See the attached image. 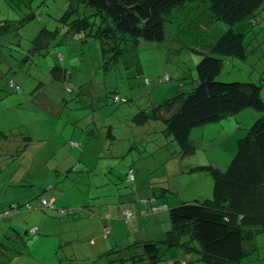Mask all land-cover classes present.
<instances>
[{
  "label": "rangeland",
  "instance_id": "1",
  "mask_svg": "<svg viewBox=\"0 0 264 264\" xmlns=\"http://www.w3.org/2000/svg\"><path fill=\"white\" fill-rule=\"evenodd\" d=\"M172 12L165 41L102 53L91 34L99 16L80 0H0V264H113L136 241L165 238L170 208L213 197L212 168H228L264 111L194 127L187 152L165 120L133 117L196 85L207 54L223 60L217 79L258 83L264 99V28L248 32L243 59L214 51L229 26L204 3ZM84 20L89 27L76 30ZM51 195L54 209L34 208ZM246 247L241 264H264V227ZM179 263L207 264L176 248L159 264Z\"/></svg>",
  "mask_w": 264,
  "mask_h": 264
},
{
  "label": "trees",
  "instance_id": "2",
  "mask_svg": "<svg viewBox=\"0 0 264 264\" xmlns=\"http://www.w3.org/2000/svg\"><path fill=\"white\" fill-rule=\"evenodd\" d=\"M80 1L92 7L94 14L99 16L98 22L92 24L91 34L100 42L103 53L125 50L129 42L137 44L141 39L165 41V23L170 21L172 11L179 10L187 2L194 0ZM196 1L205 4L207 11L212 13V20L229 26L216 39L214 51L244 59L252 42V39L247 40L248 32L253 28L257 31L264 28V0ZM237 24H244L245 28L234 30ZM89 25L84 20L76 25V30L88 28ZM222 63L223 60L217 55H205L196 66V85L189 90H181L158 106L139 110L133 121L141 125L153 119L165 120L166 131L187 152L191 148L190 135L194 127L220 121L247 107L264 111L261 85L248 81L217 79ZM65 77L66 73L61 72L60 78L63 80ZM164 78L162 81H165ZM11 81L20 87L10 79V88L16 87L11 85ZM116 96L119 95H115V99H119ZM163 110L170 112L165 119L161 114ZM129 169L134 171L132 167ZM212 171L215 183L211 199L201 202L183 201L170 208L171 228L166 232L165 238L136 241L132 245L134 248L125 256L111 262L159 264L164 252L176 248L196 252L199 259L205 260L207 264H241L248 253L247 241L253 240L255 234L264 227V115L255 121L245 136L238 139L237 153L228 168L225 171L212 168ZM13 205L14 203L10 204V207ZM156 206L154 210H158ZM34 208L54 209L55 201L50 197L44 198ZM60 212L65 211L62 208ZM0 246L4 250L8 247L2 242ZM113 252L116 250L111 249L107 254Z\"/></svg>",
  "mask_w": 264,
  "mask_h": 264
},
{
  "label": "built area",
  "instance_id": "3",
  "mask_svg": "<svg viewBox=\"0 0 264 264\" xmlns=\"http://www.w3.org/2000/svg\"><path fill=\"white\" fill-rule=\"evenodd\" d=\"M169 75H166L165 76V81L166 80H169ZM11 85H13V86H16L12 81H11ZM17 88H19L18 86H16ZM116 98H118V96H116ZM129 177L130 178H133L134 177V171H133V169H131V170H129ZM53 200H51L49 203L51 204V202H52ZM44 202L46 203V200H44ZM28 207H31V205L29 204V203H27L26 204ZM16 205H13V206H11V208H14ZM157 207V209L158 210H162V209H166L167 208V206L166 205H157L156 206ZM11 212H13V209H10L7 213H11ZM126 214L127 215H131L132 214V212L130 211V210H128L127 212H126ZM1 215L3 216L4 214L3 213H1ZM0 215V216H1Z\"/></svg>",
  "mask_w": 264,
  "mask_h": 264
},
{
  "label": "crops",
  "instance_id": "4",
  "mask_svg": "<svg viewBox=\"0 0 264 264\" xmlns=\"http://www.w3.org/2000/svg\"><path fill=\"white\" fill-rule=\"evenodd\" d=\"M170 98H171V97H170ZM28 137H29V136H28ZM8 143H10V142H8ZM3 152H5V149H3ZM53 188H54V187H53ZM50 198H53L54 201H55V203H56L57 199H56L55 195H51ZM164 205H165V204H164ZM166 206H167V205H166Z\"/></svg>",
  "mask_w": 264,
  "mask_h": 264
}]
</instances>
